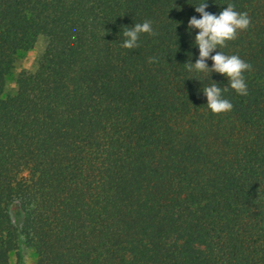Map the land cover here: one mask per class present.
I'll use <instances>...</instances> for the list:
<instances>
[{
	"label": "trees",
	"instance_id": "1",
	"mask_svg": "<svg viewBox=\"0 0 264 264\" xmlns=\"http://www.w3.org/2000/svg\"><path fill=\"white\" fill-rule=\"evenodd\" d=\"M200 2L0 0V264H264V0H207L250 20L220 49L247 95L216 114L185 64Z\"/></svg>",
	"mask_w": 264,
	"mask_h": 264
},
{
	"label": "clouds",
	"instance_id": "2",
	"mask_svg": "<svg viewBox=\"0 0 264 264\" xmlns=\"http://www.w3.org/2000/svg\"><path fill=\"white\" fill-rule=\"evenodd\" d=\"M194 11L199 13V18L193 15L186 24L185 31L191 35L192 30H198L192 36V43L198 49L196 59L185 62L189 71L207 73L212 83L206 84L200 91L206 97V107L214 114L230 111L233 107L231 101L223 93L232 89L238 95H247V84L244 73L250 70L251 65L236 54H225L220 49L226 41L235 39L237 32L247 29L250 20L247 12L237 11L232 3H228L219 11L211 13L206 11L207 0L193 5ZM176 28V27H175ZM142 33L154 35L152 23L149 20L133 23L119 32L121 47L135 49L139 45ZM219 49V51H214ZM156 57H148L149 62H155ZM211 60L209 66L207 61ZM211 73H218L225 77L226 86H220L210 78ZM192 78H196L193 76ZM201 82L200 79L196 78Z\"/></svg>",
	"mask_w": 264,
	"mask_h": 264
},
{
	"label": "rangeland",
	"instance_id": "3",
	"mask_svg": "<svg viewBox=\"0 0 264 264\" xmlns=\"http://www.w3.org/2000/svg\"><path fill=\"white\" fill-rule=\"evenodd\" d=\"M43 46L39 47L37 50L30 52L29 54H27L26 56H24L21 59V62L17 68V71H19L22 68H33V66L36 63L37 57L39 56V54L41 53ZM23 261L24 264H34L35 261V257L32 254V252L26 248H24L23 250Z\"/></svg>",
	"mask_w": 264,
	"mask_h": 264
}]
</instances>
